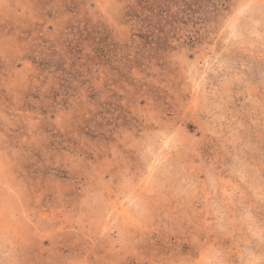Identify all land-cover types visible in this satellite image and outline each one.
I'll return each instance as SVG.
<instances>
[{"label":"rangeland","instance_id":"1","mask_svg":"<svg viewBox=\"0 0 264 264\" xmlns=\"http://www.w3.org/2000/svg\"><path fill=\"white\" fill-rule=\"evenodd\" d=\"M0 264H264V0H0Z\"/></svg>","mask_w":264,"mask_h":264}]
</instances>
